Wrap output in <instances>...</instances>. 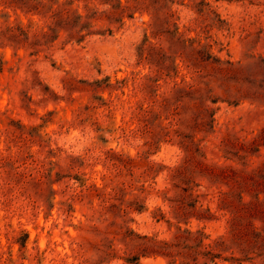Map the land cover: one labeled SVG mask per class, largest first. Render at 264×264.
Returning <instances> with one entry per match:
<instances>
[{
    "label": "rangeland",
    "instance_id": "obj_1",
    "mask_svg": "<svg viewBox=\"0 0 264 264\" xmlns=\"http://www.w3.org/2000/svg\"><path fill=\"white\" fill-rule=\"evenodd\" d=\"M263 183L264 0H0V264H264Z\"/></svg>",
    "mask_w": 264,
    "mask_h": 264
},
{
    "label": "trees",
    "instance_id": "obj_2",
    "mask_svg": "<svg viewBox=\"0 0 264 264\" xmlns=\"http://www.w3.org/2000/svg\"><path fill=\"white\" fill-rule=\"evenodd\" d=\"M264 184V183H263ZM257 197V196H256Z\"/></svg>",
    "mask_w": 264,
    "mask_h": 264
}]
</instances>
